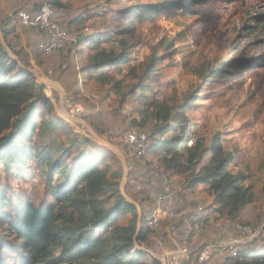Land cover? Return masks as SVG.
Wrapping results in <instances>:
<instances>
[{
    "label": "rangeland",
    "instance_id": "374dc122",
    "mask_svg": "<svg viewBox=\"0 0 264 264\" xmlns=\"http://www.w3.org/2000/svg\"><path fill=\"white\" fill-rule=\"evenodd\" d=\"M26 1L1 2L0 20H6L0 25V45L9 58L31 72L51 100L53 108L47 113L57 118L56 126L44 124L34 137L41 147L46 144L50 162L57 156L68 167L77 159L98 162L106 172L105 194L123 192L135 202L138 228L154 207L149 191L161 187L164 175H173L163 166V158L169 156L166 149L156 148L166 138L162 127L172 125V120L157 119L155 108L169 107L173 116L182 109L194 142L201 139L207 146L217 135L233 155L228 170L243 172L244 183L253 187L254 202L239 221L264 220V21L256 19L264 16V0H56L62 5L54 6L56 20L77 38L73 53L70 47L62 51L73 60L71 91H60L49 83L55 81L48 68L54 54L43 55L34 36L20 29L16 32V12L27 10L22 6ZM100 51L111 52L122 62L98 70L87 67ZM78 72L81 76L76 78ZM64 99L80 104L83 113L74 115ZM61 108L81 122L62 119ZM129 128L149 137L142 158L118 142ZM32 167L38 178L34 185L17 171L0 168V187L13 205L25 198L35 206L53 203L46 190L49 167L35 163ZM62 175H53L54 182L63 180ZM179 178H172L173 192L175 184L183 182ZM201 192L208 193L204 187ZM7 212H13L12 206L0 209V214ZM131 218L124 215L118 223L129 224ZM5 223L0 224V264H21V243L5 229ZM158 229L145 233L146 241L135 244L149 250L146 264L159 254L153 241ZM261 245L264 241L252 248Z\"/></svg>",
    "mask_w": 264,
    "mask_h": 264
},
{
    "label": "trees",
    "instance_id": "16d2710c",
    "mask_svg": "<svg viewBox=\"0 0 264 264\" xmlns=\"http://www.w3.org/2000/svg\"><path fill=\"white\" fill-rule=\"evenodd\" d=\"M51 4L62 7L56 0H51ZM3 19L0 25L6 20ZM256 19L262 22L264 16ZM6 46L13 51L10 43L6 42ZM62 51L64 49L53 53V62L57 57L64 59L61 65L54 64L58 71L67 73L68 79L74 68L73 60ZM121 62V57L100 51L91 57L87 67L98 70ZM42 108L46 112L52 109L43 85L36 82L31 72L9 58L0 45V168L19 174L30 160L37 166L47 165L46 190L53 200V203L35 206L25 198L13 205L12 199L0 187V209L6 205L13 208V212L0 214V224L6 222L5 229L20 241L21 264H146L144 257L149 253L136 248L135 244L146 241L145 233L149 231L140 229L137 232L134 204L121 194H105L106 172L99 163L77 159L68 167L59 156L50 162L47 146L33 142L36 130L46 124ZM183 111L181 109L173 116L169 107L155 108L157 119L172 120V125L162 127L166 138L156 146L166 149L169 154L162 160L164 168L181 176L186 188L206 186L217 217L239 221L243 210L254 202L253 187L244 183L247 176L243 172L233 174L228 170L233 155L224 149L217 135L207 146L201 139H196L192 147L186 145L193 134L188 132ZM57 172L63 174L60 176L63 180L54 182L53 175ZM127 214L132 216L129 224L120 225L118 220ZM96 232L105 233L96 236ZM226 261L230 264H264V246L248 248L238 257ZM150 263L160 264L157 259Z\"/></svg>",
    "mask_w": 264,
    "mask_h": 264
},
{
    "label": "built area",
    "instance_id": "2783aa9c",
    "mask_svg": "<svg viewBox=\"0 0 264 264\" xmlns=\"http://www.w3.org/2000/svg\"><path fill=\"white\" fill-rule=\"evenodd\" d=\"M39 1L33 13L23 9L18 10L15 16L16 22L19 26L29 28L43 36V40L37 44L38 50L43 55H51L68 47L73 53L75 51L73 46L77 42L76 35L56 20L51 0ZM64 103L76 107L78 113H83L80 104L69 103L67 99H64ZM118 142L137 158L144 157L149 148L148 135L137 128H129L123 132ZM186 145L192 147L194 139H189ZM33 164L27 163L18 174L32 185L38 183V178L33 173ZM172 186V178L164 175L161 187L149 191L154 207L151 214L139 223V230L143 231L158 229L162 223H166L167 232L177 234V240L171 249L160 251L156 256L153 254L160 264H184L192 254L197 256L198 264L207 263L213 257L236 258L255 241H264V220L256 224L234 221L221 224L215 240L193 247L190 242L196 231V222L204 212V206L198 205L193 211L181 214L175 208Z\"/></svg>",
    "mask_w": 264,
    "mask_h": 264
},
{
    "label": "crops",
    "instance_id": "0c3cea01",
    "mask_svg": "<svg viewBox=\"0 0 264 264\" xmlns=\"http://www.w3.org/2000/svg\"><path fill=\"white\" fill-rule=\"evenodd\" d=\"M1 2H3V0ZM1 2H0V4H1ZM39 2H40L39 0H29V1H26L25 3L23 2L22 6H24L25 9L27 8V11L33 13L36 11ZM32 4H34V6ZM17 25H16V32L19 33V29H20V31L23 30L24 32H28L29 34H31L32 36L35 37L37 44H38V42L43 40L42 35L34 32L33 30L32 31L25 30V28H23L19 25L17 26ZM56 62H58V64L61 65L64 62V59L58 60V57H57V60L55 62H53L52 66H51L52 68L48 67L49 69H51V71H53V75H54L53 79L55 80L53 82L57 83L61 88H63V89L65 88L66 90L71 91L73 88H71L69 86L70 85L69 78L66 79L67 73H62L60 70L58 71L57 65L54 64ZM83 72H85V71H83ZM80 76H81V72H78V75H76V78H79ZM76 78H74V75L72 73V79L74 80ZM48 100L51 102V100L49 98H48ZM52 108H53V105H52ZM74 108H75V113L78 112V109L76 107H74ZM42 112L45 113L44 118H43V121L44 122L46 121L45 125H47V124L49 125V124H51L50 122H54L51 124L52 128H54L56 126V123H57V118H54L53 116L49 117L48 113L46 112V110L44 108H42ZM60 113H61V114H59V115H61L60 117L69 123L74 118H77V117L73 116V114H70L67 111H65L64 108H61ZM40 119H41V117L38 119V121H40ZM77 122L79 123L81 121H77ZM41 128L37 129L36 131L41 130ZM35 135H36V133H35ZM35 135H34V137H35ZM34 137H33V142L38 144V142H36ZM38 145H40V144H38ZM43 146H46V144H44ZM11 172H12V170H11ZM177 177H179V176H177L176 174L171 176V178H173V180H175V181H176ZM179 179H181V178H179ZM181 183L182 184H179V186H178V184H175V186H177V188L174 191L175 208L177 209L178 212H180L181 214H186L190 211H193L198 205H204V203H206L208 201V204L204 206L203 214L199 217V219L196 222V231L192 236V240L190 242V245H192L193 247H197L204 242L215 240L217 238V234H218L220 225L228 223L230 221H225L224 219L217 217L218 215L215 213L214 207L212 206V197L209 196V194L207 192H206V195H204L203 192H201L203 187L205 189H207L206 186L198 185L193 189H189V188H186L184 186L183 182H181ZM176 240H177V234H175V233L169 234L167 232L166 223H162L161 226H159V229L157 230L155 236L153 237V241L157 245L156 248L159 250V252L163 251V250L171 249V247L173 246L174 242H176ZM258 241H263V240H258ZM258 241H255L254 243H252L249 246V249H261L264 245L255 246V248H252L253 244L257 243ZM256 245H258V244H256ZM153 257L156 258L155 256H153ZM226 259L227 258L221 259L218 257H213L209 262L203 263V264H230V262L226 261ZM184 264H198L197 263V256L195 254H192L190 259L186 260L184 262ZM200 264H202V263H200Z\"/></svg>",
    "mask_w": 264,
    "mask_h": 264
},
{
    "label": "water",
    "instance_id": "95a60500",
    "mask_svg": "<svg viewBox=\"0 0 264 264\" xmlns=\"http://www.w3.org/2000/svg\"><path fill=\"white\" fill-rule=\"evenodd\" d=\"M49 83H51V85H53V86H55V87H58V89L61 91V87L57 84V83H55V82H49ZM73 120H75V121H78V119L77 118H74ZM85 123V122H84ZM86 124V123H85ZM87 126H88V124H86ZM88 128H89V130H90V127L88 126ZM91 131V130H90ZM94 135V134H93ZM126 177V176H125ZM125 181V180H124ZM122 191V190H121ZM121 195H122V197L126 200V201H128V202H130V203H132V204H135V202L134 201H132L131 199H129L128 197H126L125 196V194L123 193V192H121ZM139 231V227L137 228V232Z\"/></svg>",
    "mask_w": 264,
    "mask_h": 264
},
{
    "label": "bare ground",
    "instance_id": "6f19581e",
    "mask_svg": "<svg viewBox=\"0 0 264 264\" xmlns=\"http://www.w3.org/2000/svg\"><path fill=\"white\" fill-rule=\"evenodd\" d=\"M64 109H65V108H64ZM70 109H71V110H70ZM68 110L73 112V111L75 110V108H74V107H71V106H69V107H68ZM77 119H78V121H81L79 118H77Z\"/></svg>",
    "mask_w": 264,
    "mask_h": 264
}]
</instances>
